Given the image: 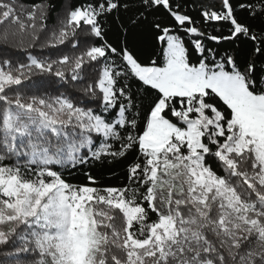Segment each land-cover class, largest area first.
<instances>
[{
	"label": "snow or ice",
	"instance_id": "snow-or-ice-1",
	"mask_svg": "<svg viewBox=\"0 0 264 264\" xmlns=\"http://www.w3.org/2000/svg\"><path fill=\"white\" fill-rule=\"evenodd\" d=\"M48 7L0 0V44L76 49L0 60V264H264V0H85L45 32ZM45 74L82 95L18 89ZM129 157L122 186L65 179Z\"/></svg>",
	"mask_w": 264,
	"mask_h": 264
},
{
	"label": "trees",
	"instance_id": "trees-1",
	"mask_svg": "<svg viewBox=\"0 0 264 264\" xmlns=\"http://www.w3.org/2000/svg\"><path fill=\"white\" fill-rule=\"evenodd\" d=\"M85 0H17V4L23 5L25 9L30 10L32 5L36 4H47L48 7V16H47V25L48 27L45 29V32L49 30H54L58 27L60 19L63 17L67 7H76L80 4L84 3ZM182 3H186L188 5H195L196 10L190 9V14L196 18L198 21L199 17V9L200 6L212 4H217L218 0H181ZM125 21H127V17H124ZM162 23L170 24L171 21L168 18H162ZM208 31L211 34H221V32L226 33V29H221V32H215L212 28H209ZM181 35H184L181 33ZM43 33H41V39H43ZM108 39L112 43H123L124 37L121 34L120 30L116 28L115 25L111 26V29L108 34ZM187 41V38H186ZM207 46L216 48L217 50L223 52L226 45L230 42H224L222 45H216L211 41H205ZM29 43V39L27 37L24 38V45L21 48L5 46L0 44V60L9 59L13 61L15 64L19 63H27L30 62V56H35L37 58H50L56 59L60 54V50L63 49L65 54L74 53L76 51L75 48L72 47L71 43L61 45L57 49L52 48H28L27 45ZM78 46V45H77ZM190 47V45H189ZM27 50H24V49ZM134 50L136 54L141 59H146L149 56H153V47H152V39L151 36L147 33L141 35L138 40L135 42ZM155 52H159V48H155ZM153 58H155L153 56ZM195 54L193 53V60H195ZM19 90L24 94H49L55 95L56 89H60V91H64L66 87H69L74 95H82L77 92L76 89L79 87L78 82H70L69 85H64L58 82V78L49 76V75H33L32 79L26 81L24 84L17 86ZM85 103L93 104V101L84 100ZM132 157H129L125 161H117L113 164H103V165H92L86 166L83 169H71L65 175V179L72 184L75 185H83L86 184L87 176L85 175L86 171H90L91 175L97 178L99 185L101 186H122L126 183V165L130 162ZM212 166L214 169H218V164L214 160L210 159ZM154 218V214H153ZM6 259L3 256H0V260Z\"/></svg>",
	"mask_w": 264,
	"mask_h": 264
}]
</instances>
